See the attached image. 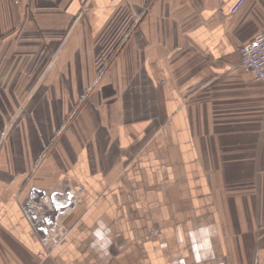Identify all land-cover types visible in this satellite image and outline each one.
<instances>
[{
  "label": "crops",
  "instance_id": "crops-1",
  "mask_svg": "<svg viewBox=\"0 0 264 264\" xmlns=\"http://www.w3.org/2000/svg\"><path fill=\"white\" fill-rule=\"evenodd\" d=\"M237 1L0 0V264H264Z\"/></svg>",
  "mask_w": 264,
  "mask_h": 264
},
{
  "label": "built area",
  "instance_id": "built-area-1",
  "mask_svg": "<svg viewBox=\"0 0 264 264\" xmlns=\"http://www.w3.org/2000/svg\"><path fill=\"white\" fill-rule=\"evenodd\" d=\"M245 2L246 0H238L228 17L233 19ZM238 52L241 69L252 75L256 82L264 85V29L252 40L240 46ZM262 118L264 123V105Z\"/></svg>",
  "mask_w": 264,
  "mask_h": 264
},
{
  "label": "rangeland",
  "instance_id": "rangeland-1",
  "mask_svg": "<svg viewBox=\"0 0 264 264\" xmlns=\"http://www.w3.org/2000/svg\"><path fill=\"white\" fill-rule=\"evenodd\" d=\"M134 22V23H133ZM133 23V24H132ZM130 24V25H129ZM129 24L128 23H126L125 25H124V28H126V29H128V28H134L136 25H137V22L136 21H134V20H132V21H130L129 22ZM242 70V69H241ZM244 74H248V73H245L244 71H242ZM248 75H250V74H248ZM252 76V75H251ZM262 121H263V118H262ZM29 199H31V198H29ZM37 205H35V204H33L32 205V209L31 210H33L35 213H36V211H35V209H37ZM39 209V208H38ZM60 236V235H59ZM51 239H55V236H53ZM243 264H245V261H241ZM257 263L256 261H249V264H253V263ZM247 264V263H246Z\"/></svg>",
  "mask_w": 264,
  "mask_h": 264
}]
</instances>
